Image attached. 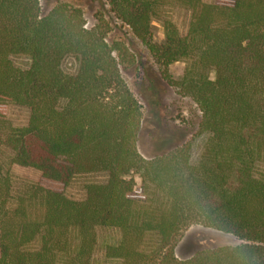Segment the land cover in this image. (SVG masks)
I'll return each mask as SVG.
<instances>
[{
	"label": "trees",
	"instance_id": "obj_1",
	"mask_svg": "<svg viewBox=\"0 0 264 264\" xmlns=\"http://www.w3.org/2000/svg\"><path fill=\"white\" fill-rule=\"evenodd\" d=\"M105 1L199 107L203 150L195 161L187 143L138 151L141 105L120 73L134 55L107 40L102 15L87 27L66 1L42 12L41 0H0V264H93L97 226L119 229L105 255L120 264H264V0ZM175 7L189 13L185 33ZM11 102L29 108L25 125L9 123ZM12 163L38 169V180L13 192ZM94 172L105 180L87 183L82 200L66 196L75 175ZM194 223L240 242L178 258Z\"/></svg>",
	"mask_w": 264,
	"mask_h": 264
},
{
	"label": "rangeland",
	"instance_id": "obj_2",
	"mask_svg": "<svg viewBox=\"0 0 264 264\" xmlns=\"http://www.w3.org/2000/svg\"><path fill=\"white\" fill-rule=\"evenodd\" d=\"M56 1H66L82 11L84 25L91 27L102 15L108 22L107 40H118L134 55L132 64H120V73L132 93L139 100L142 111L141 126L137 137V149L144 157H151L167 149L189 144L190 159L199 158L206 135L199 133L198 124L201 111L197 104L189 97L179 94L162 77L158 64L148 53L147 49L137 41L128 25L121 22L109 9L105 0H41V10L45 12ZM213 2L214 0H203ZM172 20L181 33H185L189 20V13L182 8L171 10ZM153 40L160 41L163 37L161 25L154 21ZM17 64L25 65V58L17 57ZM122 65V66H121ZM67 70H73L74 64L70 60L65 63ZM184 62L176 61L169 66L172 76L181 74ZM6 117L13 126H23L29 117L26 105L8 103ZM13 192L26 185L34 183L40 176V171L34 167L12 163L9 168ZM103 172L82 173L75 175L65 187V194L71 199L82 200L85 197V186L89 182L104 181ZM135 191L139 192V178L135 177ZM120 231L115 227L97 226L96 245L92 255L93 264H120L117 258L105 255L106 244H116L120 239ZM154 237L146 236L142 245L148 249L153 245ZM240 239L234 235L198 223L190 224L183 232L174 247L178 258L191 257L195 252L203 249L224 245H235Z\"/></svg>",
	"mask_w": 264,
	"mask_h": 264
}]
</instances>
